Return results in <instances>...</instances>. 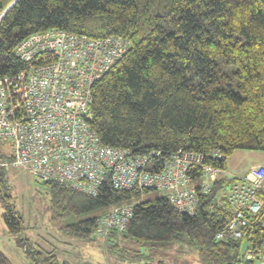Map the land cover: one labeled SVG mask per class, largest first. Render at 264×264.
<instances>
[{
  "label": "trees",
  "instance_id": "trees-1",
  "mask_svg": "<svg viewBox=\"0 0 264 264\" xmlns=\"http://www.w3.org/2000/svg\"><path fill=\"white\" fill-rule=\"evenodd\" d=\"M12 1L0 0V13ZM51 28L130 41L124 56L93 86L90 122L103 143L137 153L192 150L223 170L235 150L264 149V0H18L0 20V79L43 61L41 56L25 62L15 50L22 39ZM6 181L0 167L3 219L11 233L24 235L19 244L28 258L35 264H70L36 249L25 236V219ZM45 183L57 218L107 209L65 226L91 240L120 231L96 232L97 219L112 206L153 190L119 191L107 181L99 194L89 195ZM222 187L218 179L195 215L179 212L166 195L133 203L123 238L139 245L187 240L206 263H242L244 242L264 244V227L256 224L264 217V196L251 236L217 241L229 215L214 202ZM0 264H14L1 248Z\"/></svg>",
  "mask_w": 264,
  "mask_h": 264
},
{
  "label": "built area",
  "instance_id": "built-area-1",
  "mask_svg": "<svg viewBox=\"0 0 264 264\" xmlns=\"http://www.w3.org/2000/svg\"><path fill=\"white\" fill-rule=\"evenodd\" d=\"M129 48L130 41L122 36L93 38L60 28L22 39L15 50L21 60L44 57L27 71L0 79V142L12 140V164L41 180L89 195L99 194L107 181L119 191L158 189L179 212L195 215L225 170L192 150L164 155L105 144L90 122L94 84ZM233 180L228 194L222 190L215 196V204L229 212L217 241L251 236L262 208L264 164ZM133 208V203L112 206L97 219V234L126 230ZM256 224L264 227V217ZM246 258L264 264V244L249 241Z\"/></svg>",
  "mask_w": 264,
  "mask_h": 264
},
{
  "label": "rangeland",
  "instance_id": "rangeland-1",
  "mask_svg": "<svg viewBox=\"0 0 264 264\" xmlns=\"http://www.w3.org/2000/svg\"><path fill=\"white\" fill-rule=\"evenodd\" d=\"M14 152L15 145L12 140L0 142V167L5 170L6 182L9 185L7 192L13 196L17 211L25 219V236L31 238L36 249L54 252L60 260L70 264H143L145 261H152V264H209L205 262L201 252L187 240L147 242L145 245H139L133 239L123 238L121 231H116L114 237L108 234L106 237L92 240L71 234L65 226L80 218L104 213L107 209L102 208L91 214L68 218L55 217L50 187L24 167L13 165L11 156ZM2 154L5 158L1 157ZM262 162L264 149L235 150L227 159L226 170L220 175L224 193L230 192L235 176L245 174L251 166ZM164 195L165 191L153 189L130 201L135 203L154 200ZM3 212L4 207L0 201V248L14 264H35L19 244L24 235H15L9 231L3 219ZM246 252L247 244L244 242L242 254L246 255Z\"/></svg>",
  "mask_w": 264,
  "mask_h": 264
},
{
  "label": "water",
  "instance_id": "water-1",
  "mask_svg": "<svg viewBox=\"0 0 264 264\" xmlns=\"http://www.w3.org/2000/svg\"><path fill=\"white\" fill-rule=\"evenodd\" d=\"M18 0H13L11 2V4L0 14V20L4 17V15L15 5V3L17 2ZM244 264H252V261L250 258H246L244 260Z\"/></svg>",
  "mask_w": 264,
  "mask_h": 264
},
{
  "label": "crops",
  "instance_id": "crops-1",
  "mask_svg": "<svg viewBox=\"0 0 264 264\" xmlns=\"http://www.w3.org/2000/svg\"><path fill=\"white\" fill-rule=\"evenodd\" d=\"M259 164H264V162H262V163H259Z\"/></svg>",
  "mask_w": 264,
  "mask_h": 264
}]
</instances>
